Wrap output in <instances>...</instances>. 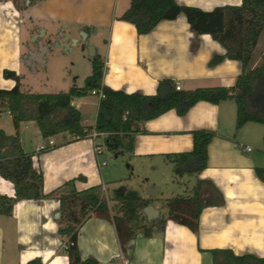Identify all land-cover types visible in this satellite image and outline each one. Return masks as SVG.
Here are the masks:
<instances>
[{
	"label": "crops",
	"instance_id": "1",
	"mask_svg": "<svg viewBox=\"0 0 264 264\" xmlns=\"http://www.w3.org/2000/svg\"><path fill=\"white\" fill-rule=\"evenodd\" d=\"M175 2L205 11L241 4V0ZM129 5L130 0H38L34 3L0 0V88L10 89L16 84L14 79L4 76L5 70L15 72L20 90L28 93H46L37 88L45 89L53 84H74L68 83L72 75H80L85 81L95 55L100 57L103 66L102 85L125 93L155 94L162 79L178 82L184 91L234 87L242 72L240 61L225 57L210 64L214 56L225 54V48L209 34H196L184 14L162 20L150 32L138 35L131 23L119 19ZM67 40L73 45L81 40L89 49L80 56L82 64H75L73 60L55 61L51 45L58 46L59 42L65 51H70ZM263 54L264 34L253 49L250 68L260 63ZM91 95L71 101L80 111L84 126L95 123L99 98L90 101V97L96 96ZM90 107H94L92 122L84 119ZM235 117L236 104L226 99L217 104L198 101L182 116L171 109L138 123L137 130L145 133L132 134L129 163L135 158L149 164L171 163L166 154L192 149V131L204 129L214 134L207 146L206 167L191 176L194 179L191 188L197 179L202 182L200 197L204 207L198 219V232L195 234L172 220H167L163 229L154 223L149 235L142 229L137 230L123 251L114 224L89 217L78 231L81 257L95 259L98 264H213L211 249L264 257V181L256 174V170L264 168V124L248 122L235 130ZM0 129L17 134L23 151L31 154L33 167L42 174L45 195L37 200L15 201L10 215L0 214V264L32 261L68 264L64 250L67 238L58 234L57 223L58 198L70 192L68 182L73 180L76 191L97 186L100 195L104 187L105 194H110L106 196L109 207L110 203L115 205L111 200L114 190H130L107 187L109 177H104L106 171H103L106 162L100 165L104 162L103 150L96 155L90 137L73 140L70 134L59 133L50 137L54 145L41 151L38 148L46 139L40 135L36 122L23 121L15 128L7 110L0 114ZM244 146L253 149L245 151ZM260 147L262 153L254 152ZM143 180L142 191L136 192L151 201L158 217L165 216L166 209L156 203L162 192L161 185L150 177ZM188 185L189 180L184 194L190 193ZM147 186L158 188L156 196L149 197L144 192ZM108 190L111 192L107 193ZM0 194L14 197L13 184L2 177ZM219 195V204L209 203L219 199Z\"/></svg>",
	"mask_w": 264,
	"mask_h": 264
},
{
	"label": "trees",
	"instance_id": "2",
	"mask_svg": "<svg viewBox=\"0 0 264 264\" xmlns=\"http://www.w3.org/2000/svg\"><path fill=\"white\" fill-rule=\"evenodd\" d=\"M38 0H28L34 3ZM184 14L191 29L196 34H209L226 50L224 55L214 56L210 64L220 62L225 57L238 60L242 72L233 88L205 87L189 91L175 90L174 82L162 79L155 94L125 93L102 85V62L98 55L91 60V73L81 87H71L67 91L54 93H28L19 88V77L15 72L5 70L4 76L16 81L10 89L0 88V114L7 110L15 128L23 121H35L40 135L47 139L59 133H68L73 140L87 138L92 131L107 133V147L121 136L128 139L132 150V134L138 123L154 119L164 112L174 109L180 116L198 101L217 104L231 99L236 104L235 130L248 122L264 124V54L254 68L249 64L253 49L260 35L264 34V0H241L239 6H218L205 11L193 6L179 5L175 0H130V5L119 19L131 23L138 35L150 32L158 22L175 19ZM91 90H102L95 123L84 126L81 113L71 105L76 97L89 95ZM192 149L186 152L166 154L173 164L175 179L184 175H197L206 167L207 146L214 137L208 130L191 132ZM47 150V149H46ZM44 151V150H43ZM258 178L264 181V168L256 170ZM0 177L10 181L14 187V197L0 194V214H11L12 205L19 200H37L45 195L42 191L43 177L33 167L32 156L23 151L17 134H7L0 129ZM70 192L61 194L59 200L58 234L67 238L64 248L68 264H98L95 259L82 258L77 245L78 231L89 217L106 219L114 224L120 247L126 245L142 229L149 235L154 223L139 225L145 220L143 208L151 204L136 191L114 190L111 200L115 210L108 206L107 199L99 194L97 186L84 191L73 188V180L68 182ZM202 182L196 180L189 194H179L165 200L166 215H160V229L167 220L186 226L193 233L198 232V219L204 204L200 193ZM219 199L209 202L219 204ZM213 264H264V257L253 254H234L229 249H211ZM28 264H40L32 261Z\"/></svg>",
	"mask_w": 264,
	"mask_h": 264
},
{
	"label": "rangeland",
	"instance_id": "3",
	"mask_svg": "<svg viewBox=\"0 0 264 264\" xmlns=\"http://www.w3.org/2000/svg\"><path fill=\"white\" fill-rule=\"evenodd\" d=\"M66 42L70 46V51H65V48L59 42L58 46H56L57 44L51 45V49H53V52H55V61L67 62L69 60H73L75 64H82L83 60L80 59V56H83L86 54V52H89V49H87L84 42L78 40L75 45H73L71 40H67ZM70 81L71 82L68 83H76L75 85L83 86L84 84V80L80 78V75L76 77L75 75H72V79ZM74 84H53L52 87L37 89L41 92L54 93L58 91H67L68 87H72ZM96 98L97 96H93L88 100L95 101ZM93 109L94 107H90L88 110H86L87 112L84 116V119H87V121L89 122H92L94 119ZM108 141L109 140H105V143L102 146L103 154L101 156V160L106 162V166L103 167V171H106L104 177H109V180H106L107 187L109 189L125 188L128 190L141 192L144 183L143 179L145 177H150L151 180L156 181L161 185L162 192L158 194V200L156 201V203L157 205H161V208L166 209L165 200L167 199V197H172L178 195L179 193L184 194L186 190L185 184L187 183V180H189L188 186L189 188H191L190 185H192L194 179L188 175L183 176L181 179L180 177L175 179L173 174V164L171 163H166L168 166L165 163H161L159 161H156L154 164H149L137 158L132 159V162L129 163V159L131 157L128 149L129 142L126 137L121 136L119 140L113 142L112 148L107 147L106 144ZM259 149L261 150L263 148L260 147L254 149V152L262 153ZM173 180H179L181 183H177L176 181L174 182ZM109 192H111V190L107 191V193ZM144 192H146V187H144ZM101 195L109 197L110 194L106 195L105 193H103V191H101ZM110 207L115 210V207H113V203H110ZM150 221L159 225V222L155 221V218L151 219ZM142 224L149 225V222L142 219L139 221V225Z\"/></svg>",
	"mask_w": 264,
	"mask_h": 264
},
{
	"label": "built area",
	"instance_id": "4",
	"mask_svg": "<svg viewBox=\"0 0 264 264\" xmlns=\"http://www.w3.org/2000/svg\"><path fill=\"white\" fill-rule=\"evenodd\" d=\"M175 90H181V86L178 82L175 83L174 86ZM90 94L92 95H96L99 99L104 97V93L102 90H91ZM9 113V112H8ZM108 136L107 133H102V132H96V131H92L88 137H90L94 143V152L96 155H100L102 153V146L105 143V138ZM54 145V141L52 138H47L44 142H42L38 148V150H46L49 147ZM243 149L245 151H252V147L251 146H244ZM105 162H102L100 165H104ZM103 193L104 192V187L102 188ZM104 196V195H103ZM105 197V196H104ZM107 199V197H105ZM67 246V243H64V248Z\"/></svg>",
	"mask_w": 264,
	"mask_h": 264
},
{
	"label": "water",
	"instance_id": "5",
	"mask_svg": "<svg viewBox=\"0 0 264 264\" xmlns=\"http://www.w3.org/2000/svg\"><path fill=\"white\" fill-rule=\"evenodd\" d=\"M157 191H158V188L156 186L155 187H152V186H147L146 187V194L149 197L156 196ZM143 212L146 215V217L148 218V220H151V219H154V218L158 217V211L155 208H153V206L151 204L146 205L143 208Z\"/></svg>",
	"mask_w": 264,
	"mask_h": 264
}]
</instances>
